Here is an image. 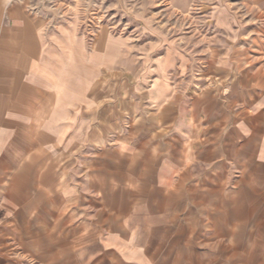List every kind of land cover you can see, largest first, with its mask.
I'll list each match as a JSON object with an SVG mask.
<instances>
[{
    "label": "crops",
    "instance_id": "obj_1",
    "mask_svg": "<svg viewBox=\"0 0 264 264\" xmlns=\"http://www.w3.org/2000/svg\"><path fill=\"white\" fill-rule=\"evenodd\" d=\"M46 9L0 0V264H264V0L198 58Z\"/></svg>",
    "mask_w": 264,
    "mask_h": 264
},
{
    "label": "rangeland",
    "instance_id": "obj_2",
    "mask_svg": "<svg viewBox=\"0 0 264 264\" xmlns=\"http://www.w3.org/2000/svg\"><path fill=\"white\" fill-rule=\"evenodd\" d=\"M53 20L130 34L136 43L150 38L178 44L199 57L211 38L209 9L220 0H37ZM227 1V0H225ZM242 1V0H241ZM240 0H229L237 5Z\"/></svg>",
    "mask_w": 264,
    "mask_h": 264
}]
</instances>
